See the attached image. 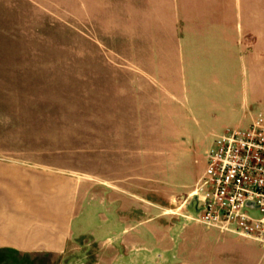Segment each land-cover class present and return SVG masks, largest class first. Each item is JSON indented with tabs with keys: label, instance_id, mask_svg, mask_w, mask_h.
<instances>
[{
	"label": "crops",
	"instance_id": "obj_1",
	"mask_svg": "<svg viewBox=\"0 0 264 264\" xmlns=\"http://www.w3.org/2000/svg\"><path fill=\"white\" fill-rule=\"evenodd\" d=\"M163 3L167 24L158 32L160 38L148 44L158 48L152 59L154 75L161 76L170 92L189 95L188 80L202 73L199 63L209 57L227 61L233 67L227 73L230 85L219 77L207 81L196 88L195 107L212 120L248 126L264 113V0ZM247 33L252 41H245ZM137 71L129 72V87L115 88L124 101L129 98V107L99 129L96 166L83 165L81 170L61 168L52 158L39 163L11 160L9 138L1 134L0 254L52 255L59 260L55 264H264V246L255 240L223 234L172 212L176 197L192 188L206 165L172 189L143 180L148 162L133 154L138 144L154 138L148 128L169 118L156 104L154 82L144 76L153 74ZM137 172L140 180L133 178ZM192 209L184 211L192 214ZM92 215L99 223L88 228L84 222ZM96 238V247L91 246Z\"/></svg>",
	"mask_w": 264,
	"mask_h": 264
},
{
	"label": "rangeland",
	"instance_id": "obj_2",
	"mask_svg": "<svg viewBox=\"0 0 264 264\" xmlns=\"http://www.w3.org/2000/svg\"><path fill=\"white\" fill-rule=\"evenodd\" d=\"M163 5V0H0V136L9 138L11 160L39 163L52 158L61 168L81 170L83 165L96 166L99 129L120 114L118 110L129 107L128 96L124 101L115 88L129 87V72L137 70L153 74L139 72L154 82L152 94L158 108L164 107L166 117L175 121L171 127L169 120L161 126L155 122L148 128L154 138L137 145L133 155L141 163L148 162L146 182L175 188L174 183H183L204 169L216 135L247 126L246 122L215 121L206 113L201 116L195 107V94L207 81L219 77L230 85L227 73L233 67L227 61L209 57L199 63L202 73L188 80L189 95L170 92L161 76L154 75L152 59L158 48L148 44L158 39L167 24ZM251 37L247 33L244 39L252 41ZM117 72L127 75L120 78ZM139 80L148 88L144 77ZM140 174L133 178L140 180ZM138 193L151 197L141 190ZM185 194L176 197L173 213L189 211L178 208ZM196 214L193 208L192 215ZM84 223L94 227L99 217L92 215ZM97 242L96 238L91 246ZM58 261L52 255L0 254V264Z\"/></svg>",
	"mask_w": 264,
	"mask_h": 264
},
{
	"label": "built area",
	"instance_id": "obj_3",
	"mask_svg": "<svg viewBox=\"0 0 264 264\" xmlns=\"http://www.w3.org/2000/svg\"><path fill=\"white\" fill-rule=\"evenodd\" d=\"M206 155L203 174L178 208H195L186 216L264 246V113L216 135Z\"/></svg>",
	"mask_w": 264,
	"mask_h": 264
}]
</instances>
